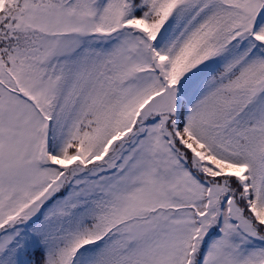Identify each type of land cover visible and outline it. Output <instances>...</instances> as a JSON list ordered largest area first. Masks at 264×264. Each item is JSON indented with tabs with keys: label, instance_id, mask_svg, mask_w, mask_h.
Here are the masks:
<instances>
[{
	"label": "snow or ice",
	"instance_id": "obj_1",
	"mask_svg": "<svg viewBox=\"0 0 264 264\" xmlns=\"http://www.w3.org/2000/svg\"><path fill=\"white\" fill-rule=\"evenodd\" d=\"M0 264H264V0H0Z\"/></svg>",
	"mask_w": 264,
	"mask_h": 264
}]
</instances>
